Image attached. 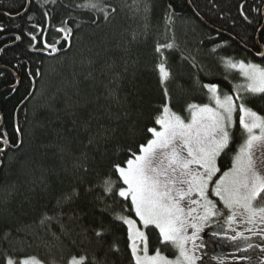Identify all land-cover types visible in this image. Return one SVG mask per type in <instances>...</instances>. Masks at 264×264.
<instances>
[{
  "label": "trees",
  "instance_id": "obj_1",
  "mask_svg": "<svg viewBox=\"0 0 264 264\" xmlns=\"http://www.w3.org/2000/svg\"><path fill=\"white\" fill-rule=\"evenodd\" d=\"M81 2L57 0L53 6L41 0L52 14L49 36L61 19L74 29L66 52L48 55L30 52L27 37L13 39L28 29V14L16 16L25 0H0V36L12 43L0 53V128L13 145L19 143L0 153V253L35 256L43 264H67L80 254L94 255L99 264H132L126 225L113 220L128 201L107 198L100 180L113 163L123 164L129 147L146 142V128L154 126L165 102L163 87L173 110L183 113L188 102L209 103L201 83L230 92L232 84L244 82L221 58L264 66V58L249 51H258L264 0H191L193 9L188 0H98L107 18L99 9L82 11ZM242 3L250 24L238 10ZM170 5L176 11L173 33ZM30 12L31 23L43 25L36 3ZM167 43L174 47L156 51ZM162 61L171 71L163 86L157 68ZM250 106L264 114V101L256 98ZM220 163L225 171L231 157L222 156ZM126 214L139 222L134 212ZM101 226L110 232L97 242L94 230ZM157 237L158 229L150 232L151 254L160 246ZM114 242L119 252L112 250ZM160 248L175 255L173 248Z\"/></svg>",
  "mask_w": 264,
  "mask_h": 264
},
{
  "label": "snow or ice",
  "instance_id": "obj_2",
  "mask_svg": "<svg viewBox=\"0 0 264 264\" xmlns=\"http://www.w3.org/2000/svg\"><path fill=\"white\" fill-rule=\"evenodd\" d=\"M56 2L44 0L45 5L54 6ZM32 3H36L42 12L43 25L31 23L35 18L30 12ZM77 7L82 11L99 9L105 13V18L108 15L100 8L98 0H82ZM244 7L242 3L238 10L243 20L250 24L252 21L244 13ZM25 14H28V29L22 30V34H14V40L27 37L31 50H47L49 55L63 50V45L57 47L60 41L55 37H50L51 42L45 39V29L52 14L41 0H25L23 11H18L16 16ZM4 31L0 26V32ZM55 31L62 34L61 40L68 44L74 29L67 19H61ZM173 47L174 43L158 45L156 51ZM257 55L264 57V50ZM221 59L224 67L238 71L244 82L232 84L230 92L222 91L215 82L201 83L209 103L188 102L183 113L173 110L168 89L163 87L165 102L154 119V126L146 128V142L138 143L135 150L129 147L128 158L123 164L113 163L111 173L100 180L99 187L107 198L120 197L128 201L127 204L121 203V211L113 212V220L126 225L132 264H197L202 257L196 255V250L208 248V243L200 235L206 227L212 229L213 241H223L235 249L237 264L239 261L258 264V260L259 264H264V245L253 244L244 231L237 232L232 227L239 223L248 233L264 234V230L257 227L264 226V114L250 106L256 98L264 101V66L243 59ZM157 68L163 86L171 78V71L163 61ZM15 132L19 134L21 129L16 126ZM18 146L19 143L13 145L7 131L0 128V153ZM222 156L231 157L228 171L221 172L218 165ZM217 173L221 175L217 176ZM113 174L116 175L115 180ZM210 195L218 197L219 201L214 202ZM66 199H71V196H66ZM219 202L227 211L217 206ZM129 212H134L139 226L136 219L126 214ZM220 217L226 218L231 235L222 226L220 231L213 228V223H218ZM157 229L158 244L175 249L173 258L162 253L160 246L149 255L150 232ZM109 232L110 226L95 229L97 242ZM111 248L120 251L115 242ZM208 250L212 252V249ZM257 250L261 254L259 258H255ZM0 259L2 264H43L35 256L19 259L7 252L0 253ZM67 264L99 262L94 255L90 259L87 254H80L70 256Z\"/></svg>",
  "mask_w": 264,
  "mask_h": 264
},
{
  "label": "rangeland",
  "instance_id": "obj_3",
  "mask_svg": "<svg viewBox=\"0 0 264 264\" xmlns=\"http://www.w3.org/2000/svg\"><path fill=\"white\" fill-rule=\"evenodd\" d=\"M201 105H203V104H201ZM210 106H213V105L210 104ZM220 162H221V159H220V161H218V165L221 167L222 164ZM230 167H231V164H230L229 168ZM229 168L225 169V171H228ZM221 172H224V171L221 169ZM220 175H221V173H217V176H220ZM193 198H197V197L193 196ZM210 198L214 202H218L219 201V198L214 196V195H210ZM217 206L219 208L223 209L222 202H219ZM192 207H196V206L192 205ZM223 210L227 211L226 209H223ZM137 223H138V226H139V222H137ZM221 226L223 227V230L225 232H227L229 235L232 234L230 229L228 228V225L226 223V218L225 217H220L218 223H216V222L213 223V228L216 231H220L221 230ZM232 227L236 228L237 232L244 231L245 235L251 237V242L253 244L264 245V234L255 235L253 233H248V232L245 231L244 226L242 224H239V223L236 224V225H233ZM248 227H251V226L249 225ZM257 227H260V228H262V230H264V226L258 225ZM189 231H191V230H189ZM211 231H212V229L206 227L204 229V231L200 233V235L202 237H204L206 242H207V238L211 239V243L207 242L208 243V248H198L196 250V255L202 257L199 261H197V264H204L205 260H207V264H210L211 263V256L215 257V256H218V255H220L221 259H223V260L227 259V260L234 261L235 260L234 259L235 249L233 247H231L230 244L224 243L223 241H213V238L211 236ZM198 243H200V241H198ZM217 244L221 245L218 248L219 250L214 247V245H217ZM189 247H191V244H189ZM209 248L212 249L211 253H209V250H208ZM162 253H164L165 255H167L169 257V255L166 252H162ZM175 254H176V252H175ZM249 254H251V253H249ZM149 255H152V254L149 252ZM240 255H243V254L241 253ZM260 256H261V254L259 253V250H257L255 258H259ZM173 257H169V258H173ZM212 262L214 264H221V262L219 260H216L214 258H213ZM258 264H259V260H258Z\"/></svg>",
  "mask_w": 264,
  "mask_h": 264
},
{
  "label": "flooded vegetation",
  "instance_id": "obj_4",
  "mask_svg": "<svg viewBox=\"0 0 264 264\" xmlns=\"http://www.w3.org/2000/svg\"><path fill=\"white\" fill-rule=\"evenodd\" d=\"M190 2H191V0H190ZM188 4H189V6H190V8L191 9H193L192 8V6L190 5V3H189V0H188ZM195 13V12H194ZM172 14V16H173V19H172V24H173V22H174V19H175V14H176V11H175V9H174V7L173 6H169V13H168V17H167V21H168V18H169V16ZM263 18H264V15H263ZM205 24V23H204ZM50 24L46 27V30H45V32L47 33V35L45 36V39H49L50 40V37H55V39L56 40H58V41H60V43L57 45V47H60L61 45H63V50L62 51H60V52H57V53H65L66 52V48H68V46H69V43L68 44H65L64 43V41L63 40H61V35L62 34H59V33H57L56 31H55V28L56 27H59V26H55V27H52V29H53V35L52 36H49V30H50ZM264 27V24H263V26H262V28H261V30L259 31V34H258V37H257V44H258V51H252V50H249L251 53H257V52H259V51H262V50H264V47H262V46H264V38H263V41H260V39H259V36H260V34L262 33V31H263V28ZM170 33H173V31L171 32V29H170ZM21 40H16V42L17 43H19ZM50 42H51V40H50ZM71 42V41H70ZM12 45V43H11V39H10V37H7V36H0V50H4V49H7L8 47H10ZM36 47L37 48H39L40 47V45L39 44H37L36 45ZM3 50L2 51H0V53H3ZM30 52H33V53H48V51L46 50L45 52H39V51H34V50H31ZM53 54V53H52ZM49 55V54H48ZM254 55V54H253ZM259 60V59H258ZM262 60V59H261ZM208 239V238H207ZM210 242L211 243V239H208L207 240V242ZM214 247L216 248V249H218L219 247H217V245H214ZM219 250V249H218Z\"/></svg>",
  "mask_w": 264,
  "mask_h": 264
},
{
  "label": "water",
  "instance_id": "obj_5",
  "mask_svg": "<svg viewBox=\"0 0 264 264\" xmlns=\"http://www.w3.org/2000/svg\"><path fill=\"white\" fill-rule=\"evenodd\" d=\"M189 3H190V5L192 6L190 0H189ZM192 8H193V6H192ZM197 15H198V14H197ZM198 17H199V15H198ZM199 18H200V17H199ZM172 19H173V16H172V14H171V15L169 16V18H168V21H167V25H168L169 27H171V32L173 31V30H172ZM200 19L202 20V22H204V23L206 24V22H205L202 18H200ZM253 54H254V56H255L257 59H259V60H261V59L264 58V57H261V56L255 54V53H253Z\"/></svg>",
  "mask_w": 264,
  "mask_h": 264
}]
</instances>
